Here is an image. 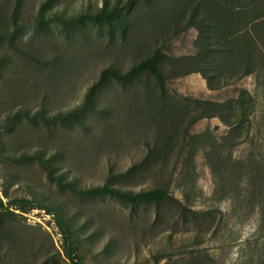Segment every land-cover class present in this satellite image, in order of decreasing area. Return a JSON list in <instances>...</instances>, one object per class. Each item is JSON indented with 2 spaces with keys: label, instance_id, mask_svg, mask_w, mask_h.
I'll use <instances>...</instances> for the list:
<instances>
[{
  "label": "rangeland",
  "instance_id": "obj_1",
  "mask_svg": "<svg viewBox=\"0 0 264 264\" xmlns=\"http://www.w3.org/2000/svg\"><path fill=\"white\" fill-rule=\"evenodd\" d=\"M0 197L86 264H264V0H0ZM0 264H73L56 217Z\"/></svg>",
  "mask_w": 264,
  "mask_h": 264
},
{
  "label": "trees",
  "instance_id": "obj_2",
  "mask_svg": "<svg viewBox=\"0 0 264 264\" xmlns=\"http://www.w3.org/2000/svg\"><path fill=\"white\" fill-rule=\"evenodd\" d=\"M157 61H158L157 57L153 56L152 58L134 67L127 74L125 75L117 74L116 76L119 79H129L140 72L150 71L161 80L162 73L157 64ZM97 192H110L123 199H128L132 201H142V202L160 201L166 198L165 192L160 189H155V190L146 191L143 193L133 194V195H127V194H122L116 191H110L109 189H106V188H103ZM13 206H16L22 210H27L30 207L35 208V206H37L38 208L44 209L48 213L53 214L56 217L60 231L62 235L64 236L65 246L67 249L69 259L71 260L73 264H86L78 255V243L76 240H74L73 234L71 230L68 228L66 222L59 214L54 213L53 210L49 206L45 204H35L33 201H30L28 199H16V200L11 201L9 204H6L0 197V210H10V208H12Z\"/></svg>",
  "mask_w": 264,
  "mask_h": 264
}]
</instances>
